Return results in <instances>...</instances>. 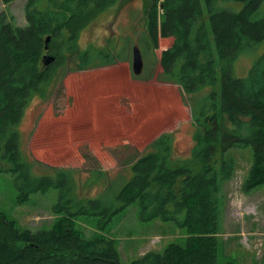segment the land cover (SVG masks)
I'll return each mask as SVG.
<instances>
[{"label": "trees", "instance_id": "16d2710c", "mask_svg": "<svg viewBox=\"0 0 264 264\" xmlns=\"http://www.w3.org/2000/svg\"><path fill=\"white\" fill-rule=\"evenodd\" d=\"M38 1L28 0L26 25H15L5 11L0 13V175L14 176L18 203L34 192L58 189L54 209L60 217L53 227L32 231L0 212V264H122L113 239L87 237L76 220L95 215L105 229L133 203L139 204L142 220L174 221L187 236L184 243L149 250L130 264H217L218 193L235 172L233 149L252 150L246 191L264 185V55L247 76L233 69L244 49L264 40V17L259 16L264 0H235L243 3L239 11L219 6L228 0L148 1L154 46L160 37L173 38L160 57L164 75L193 96L197 130L192 153L175 157L173 134L164 133L132 153L127 172L87 197L75 191L69 168L33 171L21 150L19 125L30 100L46 95L64 67L78 71L116 61L110 52L85 50L79 43L81 31L112 0H50L57 9H40ZM54 47L55 60L45 64Z\"/></svg>", "mask_w": 264, "mask_h": 264}, {"label": "rangeland", "instance_id": "374dc122", "mask_svg": "<svg viewBox=\"0 0 264 264\" xmlns=\"http://www.w3.org/2000/svg\"><path fill=\"white\" fill-rule=\"evenodd\" d=\"M148 1L112 0L100 11L81 31L79 43L85 50L110 52L116 61L78 71L64 67L46 95L30 100L19 125L21 150L33 171L71 169L75 191L82 197L96 196L109 179L117 180L127 172L132 153L145 150L164 133L173 134L175 157L192 153L197 130L193 96L164 75L160 57L173 38L160 37L158 47L154 46L147 26ZM27 2L15 0L5 5L0 0V13L5 11L15 25H26ZM37 6L57 9L50 0H39ZM219 6L239 11L243 3L228 0ZM159 10L161 14L162 8ZM259 16L264 17V3ZM135 46L141 48L144 58L140 75L133 71ZM55 52L54 47L47 55L55 56ZM262 55L264 40L243 50L233 63L234 73L247 76ZM64 70L63 76L59 74ZM208 91L206 88L198 95ZM231 152L236 169L231 179L221 183L218 193L217 264H264V185L246 191L252 150L236 148ZM17 196L14 176L2 173L0 212L15 220L20 229H49L60 217L54 209L59 199L56 188L34 192L22 203ZM139 209L138 203L131 204L105 229L99 228L98 216L80 215L77 227L87 237L102 234L113 239L122 264H130L149 250L163 251L172 242H185V228L174 221L142 220Z\"/></svg>", "mask_w": 264, "mask_h": 264}, {"label": "water", "instance_id": "95a60500", "mask_svg": "<svg viewBox=\"0 0 264 264\" xmlns=\"http://www.w3.org/2000/svg\"><path fill=\"white\" fill-rule=\"evenodd\" d=\"M51 40V36L49 35L46 38V48L48 49V44ZM55 57L52 55H45V64H49L50 62L54 61ZM144 68V58L139 46L134 47L133 51V71L136 75H140L143 72Z\"/></svg>", "mask_w": 264, "mask_h": 264}, {"label": "crops", "instance_id": "0c3cea01", "mask_svg": "<svg viewBox=\"0 0 264 264\" xmlns=\"http://www.w3.org/2000/svg\"><path fill=\"white\" fill-rule=\"evenodd\" d=\"M165 117V116H164ZM128 118V117H127Z\"/></svg>", "mask_w": 264, "mask_h": 264}]
</instances>
